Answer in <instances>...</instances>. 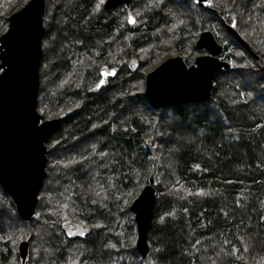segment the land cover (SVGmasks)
Listing matches in <instances>:
<instances>
[{
    "label": "trees",
    "instance_id": "obj_1",
    "mask_svg": "<svg viewBox=\"0 0 264 264\" xmlns=\"http://www.w3.org/2000/svg\"><path fill=\"white\" fill-rule=\"evenodd\" d=\"M29 1L0 0V37ZM209 2L132 0L130 11H106L100 0H46L37 110L44 120L65 119L47 143V177L30 221L0 185V264L9 254L20 264L18 245L30 238L27 264H158L161 254L160 264H264V0ZM206 30L231 63L206 101H217V111L201 103L197 116L188 105L167 115L153 109L143 67L184 47L193 61L187 53L203 52L195 43ZM111 68L116 78L93 92ZM170 120L179 126L167 134ZM150 177L157 201L142 259L130 202ZM68 224L88 235L68 237ZM103 228L114 231L115 250L104 249Z\"/></svg>",
    "mask_w": 264,
    "mask_h": 264
},
{
    "label": "water",
    "instance_id": "obj_2",
    "mask_svg": "<svg viewBox=\"0 0 264 264\" xmlns=\"http://www.w3.org/2000/svg\"><path fill=\"white\" fill-rule=\"evenodd\" d=\"M131 2L106 0L104 9L125 5L130 11ZM208 2L197 3L204 7ZM45 5L46 0H30L9 17L8 30L0 37V64L4 70L0 73V185L11 196L24 221L35 215L47 177V143L62 121L61 118L44 120L37 110L42 41L46 32ZM228 29L250 49L232 26ZM195 47L206 54L197 57L194 65L188 67L182 57H172L146 75L144 97L153 109L204 103L212 98L216 76L229 70L231 63L222 59L224 47L209 30L201 32ZM101 73L107 76L102 77ZM116 76L114 68L101 70L99 81L104 78L105 84L96 90L98 81L95 91L108 88ZM41 120L43 123H37ZM156 201V181L150 177L131 204L137 233L135 247L142 259L147 258L151 249L149 235ZM30 248L31 238L19 243L20 264H27Z\"/></svg>",
    "mask_w": 264,
    "mask_h": 264
},
{
    "label": "rangeland",
    "instance_id": "obj_3",
    "mask_svg": "<svg viewBox=\"0 0 264 264\" xmlns=\"http://www.w3.org/2000/svg\"><path fill=\"white\" fill-rule=\"evenodd\" d=\"M54 1H56V0H54ZM51 4H53V3H51ZM207 5H210V2L207 4ZM230 25H235V27L237 26V24L235 23V21H231V24ZM215 28H217V27H215ZM215 28H214V32L216 33V30H215ZM218 31V30H217ZM202 32V31H201ZM201 32H199L198 33V35H200L201 34ZM212 33H213V31H211ZM198 38H199V36H198ZM246 40V39H245ZM197 41H198V39H197ZM196 41V42H197ZM42 42H44V41H42ZM46 47H51L53 44H52V42H51V40L49 39V40H45V44H44ZM195 46H196V43H195ZM185 48L186 47H184L183 49H178V51H176V53L173 55V56H170V57H167L164 61H166L167 59H169V58H172V57H177V56H179V57H182L183 59H184V61H185V63H186V65L188 66V67H190V66H192V65H194V63H195V59L197 58V57H199V56H202V55H205L206 53H205V51H203V50H201V51H203V52H199V54L198 55H195V53L197 52V51H195L194 53L193 52H188L187 54H188V56H190L189 58H193L194 57V60L193 61H188L187 60V58L185 57V55H183V50H185ZM42 49H43V44H42ZM196 50V49H195ZM44 52H45V50H44ZM192 56V57H191ZM255 58H257V56L256 55H253ZM160 64H154V66H151L150 68L149 67H143V69H144V73H145V78H146V75L147 74H149L150 72H152V71H154L158 66H159ZM134 71H136L137 69H133ZM115 82V81H114ZM144 91H145V87H144ZM135 95V94H134ZM136 98V97H135ZM134 102H136V99L135 100H133ZM205 104H209L208 105V110L207 111H211V113H213L214 111H217V101H211L210 103H206V102H204V103H201V105L202 106H205ZM188 107H189V109H188V115L190 114V116H192L193 114H194V116H197V115H199L200 114V112H202V110H200V109H198V112H196V106H194V104H190V105H188ZM200 110V111H199ZM204 110H206V109H204ZM164 111V113H166V115H167V113H169V111H174V110H172L171 108L170 109H166V110H163ZM171 113V112H170ZM209 114H210V112H209ZM166 115H163L164 116V118L166 117ZM178 120H170L169 122H168V124L170 125V126H167V134H170V133H172V131L170 130V129H172V128H175V127H177V126H179V124H178ZM169 129V130H168ZM96 131V128H94V129H91L90 130V132L92 133V132H95ZM76 139L77 138H73L72 140H71V142H69V144L71 145L74 141H76ZM70 145H68V147L70 146ZM63 146H64V144H63ZM66 146V145H65ZM150 174V173H149ZM157 185V184H156ZM132 202L133 201H131L130 202V204H132ZM108 216H110L111 217V219H113L115 222H117L118 220L116 219V218H118L117 216H113L112 214L111 215H108ZM133 218H134V214H133ZM103 230H105L104 228H103ZM102 229H98V231H96V233H101V232H104ZM135 230H136V227H135ZM118 232L120 233V234H123L124 232H125V230L123 229V227L122 228H120V229H118ZM101 235V234H100ZM100 235L98 236V237H100ZM103 235V238H101V243L103 244V245H105L106 247L104 248L105 250H115V247H113V243H111L110 242V237H111V240H112V238L114 237L113 235H114V231H108V230H105V233H103L102 234ZM113 236V237H112ZM134 237H135V243H134V245L136 244V239H137V233H136V235H134ZM121 247V246H120ZM121 248H123L122 250H124L126 247H121ZM120 248V249H121ZM116 249H117V247H116ZM116 251H118V250H116ZM15 258V257H14ZM12 261H13V256L11 255V254H9V256L7 257V259L3 262V263H1V264H12ZM28 263V262H27Z\"/></svg>",
    "mask_w": 264,
    "mask_h": 264
},
{
    "label": "snow or ice",
    "instance_id": "obj_4",
    "mask_svg": "<svg viewBox=\"0 0 264 264\" xmlns=\"http://www.w3.org/2000/svg\"><path fill=\"white\" fill-rule=\"evenodd\" d=\"M197 2L199 3L200 0H197ZM100 3H101V4H104V3H105V0H100ZM205 6H208V5L206 4ZM129 23L132 24L133 26H135L136 21H135L134 18L129 17ZM233 27H235V25H233ZM3 71H4V70H3V65L0 64V73H3ZM111 75L114 76V75H115V72L113 71V72L111 73ZM101 76H102V77H106V76H107V73H101ZM104 84H105V79L102 78V79L99 81L96 90H99L101 87L104 86ZM37 123H43V121H42V120H41V121H37ZM125 131H127V129H125ZM102 155H106V153H102ZM73 163H76V162L73 161ZM197 168H199V165H197ZM198 194H199V195H203V193H198ZM97 195H99V193H97ZM161 220H163V217H161ZM96 227H100V226L97 225ZM86 234H87L86 232H81V233H80L81 236H85ZM68 235H69V237L71 238V233H68ZM113 247H115V246L113 245ZM160 251H161L160 249H157V252H160ZM157 259H158V264H160V262L163 261V254H161V256L158 257Z\"/></svg>",
    "mask_w": 264,
    "mask_h": 264
},
{
    "label": "flooded vegetation",
    "instance_id": "obj_5",
    "mask_svg": "<svg viewBox=\"0 0 264 264\" xmlns=\"http://www.w3.org/2000/svg\"><path fill=\"white\" fill-rule=\"evenodd\" d=\"M250 51V50H249ZM252 55H253V53H252ZM257 56V55H256ZM256 60H259L258 58H256ZM97 84V83H96ZM96 86V85H95ZM95 88V87H94ZM93 92H98V91H95V89L93 90ZM92 93V92H91ZM70 114V113H69ZM56 119H59V118H56ZM64 119L65 118H61V124L63 123V121H64ZM60 124V125H61ZM48 153V152H47ZM69 226H68V228H66L65 229V233L67 234V236L69 237V235H68V233H71V238H76V237H83V238H86V236L88 235V234H86L85 236H81L80 235V233L81 232H86L87 233V231H86V229H83L82 230V228H80V227H78L76 224H74V225H72L73 227H71L70 225L71 224H68Z\"/></svg>",
    "mask_w": 264,
    "mask_h": 264
},
{
    "label": "bare ground",
    "instance_id": "obj_6",
    "mask_svg": "<svg viewBox=\"0 0 264 264\" xmlns=\"http://www.w3.org/2000/svg\"><path fill=\"white\" fill-rule=\"evenodd\" d=\"M59 127H60V126H59ZM59 127H58V129H59ZM58 129H57V130H58ZM57 130H56V131H57Z\"/></svg>",
    "mask_w": 264,
    "mask_h": 264
}]
</instances>
